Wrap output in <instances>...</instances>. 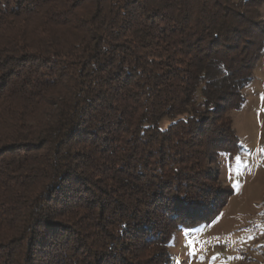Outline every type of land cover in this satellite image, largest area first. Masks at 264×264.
<instances>
[{"label":"trees","instance_id":"trees-1","mask_svg":"<svg viewBox=\"0 0 264 264\" xmlns=\"http://www.w3.org/2000/svg\"><path fill=\"white\" fill-rule=\"evenodd\" d=\"M263 3L0 0V264H169L227 201Z\"/></svg>","mask_w":264,"mask_h":264},{"label":"rangeland","instance_id":"rangeland-1","mask_svg":"<svg viewBox=\"0 0 264 264\" xmlns=\"http://www.w3.org/2000/svg\"><path fill=\"white\" fill-rule=\"evenodd\" d=\"M243 93V105L227 111L240 148L210 156L208 183L228 192L227 201L211 221L174 231L169 264H264V53Z\"/></svg>","mask_w":264,"mask_h":264}]
</instances>
